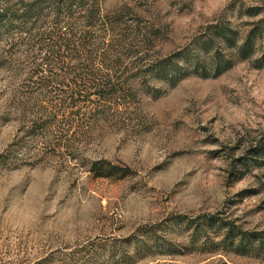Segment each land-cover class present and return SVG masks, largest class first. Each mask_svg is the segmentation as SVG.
<instances>
[{
    "label": "rangeland",
    "instance_id": "1",
    "mask_svg": "<svg viewBox=\"0 0 264 264\" xmlns=\"http://www.w3.org/2000/svg\"><path fill=\"white\" fill-rule=\"evenodd\" d=\"M254 7L264 10V0L103 5L107 14L125 12L140 21L152 39L143 50L162 56L185 47L214 21L239 24V12ZM22 86L0 70V156L20 143L18 161H0V264H50L91 253L115 258L113 243L176 214L221 213L245 231H264V168L246 173L237 168L264 136V68L241 64L217 79L192 77L164 88L160 98L143 95L131 125L83 133L73 128V149L58 155L25 137ZM102 160L131 175L95 178L93 163ZM210 248L140 264H264V251Z\"/></svg>",
    "mask_w": 264,
    "mask_h": 264
},
{
    "label": "trees",
    "instance_id": "2",
    "mask_svg": "<svg viewBox=\"0 0 264 264\" xmlns=\"http://www.w3.org/2000/svg\"><path fill=\"white\" fill-rule=\"evenodd\" d=\"M104 1L0 0V70L23 84L25 137L51 154L73 149V128L83 133L131 125L132 115L141 113L143 95L160 98L164 88L192 77L217 79L241 64L264 68L262 8L239 12V24L214 21L185 47L162 56L143 50L152 39L140 21L125 12L107 14ZM16 147L19 142L0 161H18ZM241 158V172L264 168V136ZM91 172L101 179L131 175L105 160L93 163ZM112 245L115 258H92L91 253L50 264H140L151 257L211 251L210 246L215 252L231 247L250 254L264 251V231H245L221 213L176 214Z\"/></svg>",
    "mask_w": 264,
    "mask_h": 264
}]
</instances>
